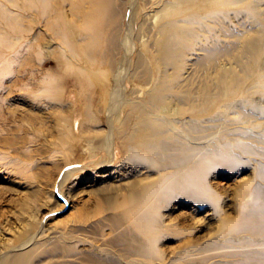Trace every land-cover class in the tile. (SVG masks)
Returning <instances> with one entry per match:
<instances>
[{
	"label": "rangeland",
	"instance_id": "rangeland-1",
	"mask_svg": "<svg viewBox=\"0 0 264 264\" xmlns=\"http://www.w3.org/2000/svg\"><path fill=\"white\" fill-rule=\"evenodd\" d=\"M115 1L0 0V264H259L264 0Z\"/></svg>",
	"mask_w": 264,
	"mask_h": 264
},
{
	"label": "bare ground",
	"instance_id": "bare-ground-1",
	"mask_svg": "<svg viewBox=\"0 0 264 264\" xmlns=\"http://www.w3.org/2000/svg\"><path fill=\"white\" fill-rule=\"evenodd\" d=\"M33 1L40 8H42L43 11H46L48 8L51 10L56 9L55 6L56 0H33ZM60 1L63 2L70 1L71 3H73L74 9L76 11H78L79 10L78 8H80V5H77V3L73 2V0H60ZM92 1H94L97 5H99L98 9H94L93 11L90 12L88 11L83 13V17L85 19L84 24L86 25L85 27L87 29L89 28L92 29L94 32L93 33L94 38L90 37L88 40H90L91 38H93L92 40H94L97 36L105 37L109 49L113 50V48H116L118 45V35H117L118 13L116 9L117 3L115 0H92ZM47 23L50 29L51 28L55 29L56 22L54 20L49 19ZM72 25L68 26L70 32L69 33L70 38L74 37L75 34ZM179 38L180 37L174 35L166 37L165 45L170 46L176 40H179ZM256 197L254 196V198H256L254 201L248 202V205H246L247 209L245 210V212L242 215L238 216V218L235 220L234 225L232 226L231 229L233 232L238 233L241 231H249L253 234L255 238H259V236L264 233V204L258 202V200L261 199L264 200V193L258 192V196ZM140 207L141 206L139 205L136 208V210L140 209ZM138 213L139 214H136L137 216L134 219V223L136 226L140 227L141 230L147 232L151 225L149 212L144 211ZM121 238H124V236H122ZM133 245L137 247L138 251L144 253L146 248L143 243L137 242ZM248 255L252 256L253 254L248 252ZM14 260L10 261L8 264H21L20 260L18 261L17 260L14 261ZM259 264H264V252H262V259L260 260Z\"/></svg>",
	"mask_w": 264,
	"mask_h": 264
}]
</instances>
